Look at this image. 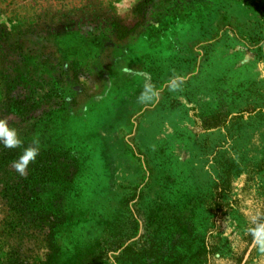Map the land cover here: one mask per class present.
Returning a JSON list of instances; mask_svg holds the SVG:
<instances>
[{
  "label": "rangeland",
  "instance_id": "374dc122",
  "mask_svg": "<svg viewBox=\"0 0 264 264\" xmlns=\"http://www.w3.org/2000/svg\"><path fill=\"white\" fill-rule=\"evenodd\" d=\"M0 120V264H264V0H0Z\"/></svg>",
  "mask_w": 264,
  "mask_h": 264
},
{
  "label": "trees",
  "instance_id": "16d2710c",
  "mask_svg": "<svg viewBox=\"0 0 264 264\" xmlns=\"http://www.w3.org/2000/svg\"><path fill=\"white\" fill-rule=\"evenodd\" d=\"M215 121V123H214ZM224 121L220 118H215V119H207L206 120V125H207V128H210V127H214V128H220L222 124H225L223 123ZM7 152V151H6ZM2 158V156H1ZM20 159V156L17 155V153H15L14 151L12 150H9V152H7V155L4 157V160L2 162H0V172L4 173V165H7L9 166L11 163H14L15 161H18ZM44 170V169H42ZM47 173V179H51L49 178V171L46 172ZM49 174V175H48ZM153 245L152 244V247L150 246V248L147 249V251H142V252H139L138 249H136V247H128L125 249V251L122 253L123 254H130L132 255V257H134V263L133 264H136V263H140V264H146L144 263V260H148V262L150 263V257H154L156 254V251H154V248H153ZM159 253V252H157ZM116 260H120V256L119 257H116ZM148 263V264H149ZM156 264H182V261L179 257H176L174 260L170 261V260H164V261H159L158 259V262Z\"/></svg>",
  "mask_w": 264,
  "mask_h": 264
},
{
  "label": "clouds",
  "instance_id": "9594fccd",
  "mask_svg": "<svg viewBox=\"0 0 264 264\" xmlns=\"http://www.w3.org/2000/svg\"><path fill=\"white\" fill-rule=\"evenodd\" d=\"M0 142L8 148H17L22 144L17 130L10 127L6 120H0ZM37 155L38 151L36 149H26L19 161L14 164V167L23 174L29 164L35 161Z\"/></svg>",
  "mask_w": 264,
  "mask_h": 264
},
{
  "label": "crops",
  "instance_id": "0c3cea01",
  "mask_svg": "<svg viewBox=\"0 0 264 264\" xmlns=\"http://www.w3.org/2000/svg\"><path fill=\"white\" fill-rule=\"evenodd\" d=\"M215 118H217V117H215ZM215 118H212V119H215ZM226 126H227V123L222 124L221 127H220V128H217V129H218L219 131H220V130L223 131V129H224ZM205 127L207 128L206 123H205ZM206 130H207V131H210V130H216V129H215L214 127H210V128H207ZM260 255H261V254H260ZM258 256H259V254H258ZM263 256H264V255H263ZM247 258H248V257H246V260H245L244 264H248V263H247ZM249 264H250V263H249Z\"/></svg>",
  "mask_w": 264,
  "mask_h": 264
}]
</instances>
